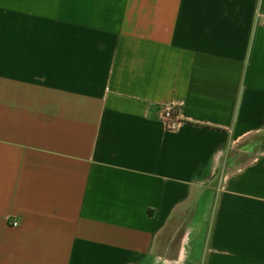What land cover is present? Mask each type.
Listing matches in <instances>:
<instances>
[{"label":"crops","instance_id":"1","mask_svg":"<svg viewBox=\"0 0 264 264\" xmlns=\"http://www.w3.org/2000/svg\"><path fill=\"white\" fill-rule=\"evenodd\" d=\"M0 264H264V0H0Z\"/></svg>","mask_w":264,"mask_h":264},{"label":"built area","instance_id":"2","mask_svg":"<svg viewBox=\"0 0 264 264\" xmlns=\"http://www.w3.org/2000/svg\"><path fill=\"white\" fill-rule=\"evenodd\" d=\"M161 117L167 124L168 129L175 130L179 127V124H180L179 118L175 110L172 107L166 106L162 108Z\"/></svg>","mask_w":264,"mask_h":264}]
</instances>
